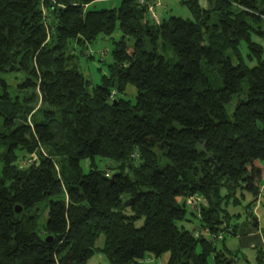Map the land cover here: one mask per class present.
<instances>
[{
	"label": "trees",
	"instance_id": "16d2710c",
	"mask_svg": "<svg viewBox=\"0 0 264 264\" xmlns=\"http://www.w3.org/2000/svg\"><path fill=\"white\" fill-rule=\"evenodd\" d=\"M106 1L0 0V73L26 76L0 94V264H253L224 241L264 234V0L182 1L192 18L160 21L152 0ZM117 30L91 90L68 49Z\"/></svg>",
	"mask_w": 264,
	"mask_h": 264
},
{
	"label": "rangeland",
	"instance_id": "374dc122",
	"mask_svg": "<svg viewBox=\"0 0 264 264\" xmlns=\"http://www.w3.org/2000/svg\"><path fill=\"white\" fill-rule=\"evenodd\" d=\"M182 1L187 0H152V5L154 6V14L158 17L159 21L164 19H169L172 16L181 17L184 19L192 18L191 12L186 5H183ZM122 0H112L106 2L97 3L95 6L97 9H113L118 8L121 4ZM200 3L203 6H206L205 0H200ZM146 20L149 22H157L152 13L146 16ZM123 38V35L119 30H117L112 36H100L95 42L92 44H88L86 47H82L77 45L76 43H72L71 47L68 49V54L73 55L71 65L76 66L78 70L84 75L85 79L90 82V89L92 90L97 85L102 83V77L104 75L109 74V65L113 63L112 51L116 46V43L119 42ZM241 51L243 55L246 57L248 50L245 45L241 46ZM159 53L164 55L166 59L171 64H175L178 61V58L175 52L170 47H164L163 43H159ZM93 55L94 57L90 59L88 56ZM203 71L210 76L213 73V67H210L204 61L202 64ZM212 71V72H211ZM210 72V73H209ZM216 73V70H214ZM211 77V76H210ZM26 76L23 73L19 74H1L0 73V94L4 93L5 88L13 95L16 92L21 90V84L25 80ZM212 79V78H211ZM2 80H5L7 85L6 87L1 83ZM213 80V79H212ZM137 95V90L133 86H128L125 95L122 97L126 100L135 101V97ZM1 123V121H0ZM103 160L101 158L98 161ZM105 161V160H104ZM90 162H83V167L85 171L88 169V164ZM106 164V163H105ZM105 166V165H104ZM201 201V200H200ZM205 203V202H204ZM47 203H42L39 208L43 210ZM206 206V203H205ZM195 208H198L199 205H194ZM195 209L192 207H188V217L193 221L183 222L182 225L186 226L188 230H193L199 226L200 222L198 219L193 218L190 213ZM236 213H242V209L238 208ZM40 218L38 220L37 229L41 231L43 229V225L45 224V216H42L39 211ZM258 215L260 216V222L264 225V209L259 208ZM244 218H237L233 221V224L244 225ZM137 227L143 225V219L137 222ZM264 236V234H262ZM244 238V239H243ZM246 238L241 236H231L227 235L225 237L224 245L227 246L230 250H232L235 256L242 259L246 256L251 263L256 264V251L246 247ZM255 246L259 244V246L264 247V238L257 237L256 242H254ZM105 244V237L101 236L97 241L98 247H103ZM263 245V246H262ZM217 246L219 248H223V243L218 242ZM170 258V254H164L159 258H152L150 261L146 262V264H168ZM87 264H110L109 260L103 254H96ZM210 264H214L213 261H210ZM239 264H246L243 260Z\"/></svg>",
	"mask_w": 264,
	"mask_h": 264
},
{
	"label": "crops",
	"instance_id": "0c3cea01",
	"mask_svg": "<svg viewBox=\"0 0 264 264\" xmlns=\"http://www.w3.org/2000/svg\"><path fill=\"white\" fill-rule=\"evenodd\" d=\"M250 232H251L250 235L247 236V238H246L247 241H246V245L245 246L252 249L253 247H255V245H254L255 243L254 242H256L257 237L259 236L261 238H264V236L262 235L260 230L258 231L255 228L251 229ZM257 246H259V244Z\"/></svg>",
	"mask_w": 264,
	"mask_h": 264
},
{
	"label": "built area",
	"instance_id": "2783aa9c",
	"mask_svg": "<svg viewBox=\"0 0 264 264\" xmlns=\"http://www.w3.org/2000/svg\"><path fill=\"white\" fill-rule=\"evenodd\" d=\"M188 204L194 206V205H200L199 201L195 200L194 198H191L188 200Z\"/></svg>",
	"mask_w": 264,
	"mask_h": 264
},
{
	"label": "water",
	"instance_id": "95a60500",
	"mask_svg": "<svg viewBox=\"0 0 264 264\" xmlns=\"http://www.w3.org/2000/svg\"><path fill=\"white\" fill-rule=\"evenodd\" d=\"M126 206H129V203H126ZM17 212H21V209H18Z\"/></svg>",
	"mask_w": 264,
	"mask_h": 264
}]
</instances>
